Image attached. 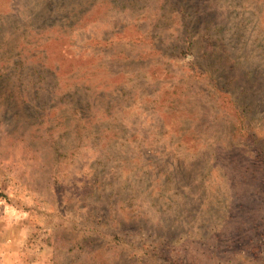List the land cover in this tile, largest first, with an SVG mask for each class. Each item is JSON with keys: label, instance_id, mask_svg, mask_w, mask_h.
<instances>
[{"label": "rangeland", "instance_id": "1", "mask_svg": "<svg viewBox=\"0 0 264 264\" xmlns=\"http://www.w3.org/2000/svg\"><path fill=\"white\" fill-rule=\"evenodd\" d=\"M0 264H264V0H0Z\"/></svg>", "mask_w": 264, "mask_h": 264}]
</instances>
